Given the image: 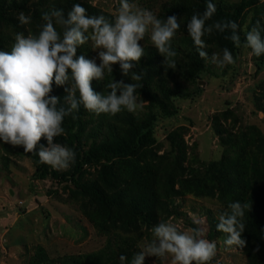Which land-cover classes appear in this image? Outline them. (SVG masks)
I'll return each mask as SVG.
<instances>
[{"label":"rangeland","instance_id":"1","mask_svg":"<svg viewBox=\"0 0 264 264\" xmlns=\"http://www.w3.org/2000/svg\"><path fill=\"white\" fill-rule=\"evenodd\" d=\"M83 1L98 11L107 13L110 20L119 7V0ZM176 1H186L188 4L196 2L133 0L161 19L171 15L169 9L173 8ZM239 1L213 0L225 8H233ZM64 3L65 0H28L29 11H11L13 20L0 23V31L7 37L0 42V49L10 50L18 32L27 35L38 31L42 20L41 17H35L31 10ZM20 11L32 17L30 24L19 23L17 15ZM193 14L194 12L181 13L179 16L175 14L180 23V28L171 41V44L178 46L172 48L176 55L171 58L176 68L167 67L165 58L159 52L155 54L157 59H154L156 63L160 62L157 64L160 69L159 73L153 75V89L160 96H163L160 90L162 83L173 90L165 101L176 113L160 116L155 121L154 143L127 160H114V175L109 182L111 185L108 186L104 179L101 163L86 165L83 174L84 181H95L108 194H112L131 186L129 165H137L149 175L152 187L162 200V207H155L154 219L143 220L138 216L127 218L123 211L117 213L115 207H102L70 182L59 183L49 176L36 179L33 176L35 165L32 158L21 147L0 142V264H61L62 258L71 255L91 256L90 254L100 251L113 233L138 236V244L141 246L152 239L151 229L161 221H171L180 229L187 230L198 226L193 223L194 220H204L205 223L200 226L206 228L205 238L217 242V254L211 264H247L242 248L225 246L223 240L226 235L210 225L207 209L212 214L216 213L222 204L218 197L211 192L202 191L191 182L182 184L180 180L203 173V163L218 162L224 155L225 149L215 126L238 136L246 133L252 138L254 130L264 136V112L255 107L257 97L264 98V55L256 57L250 54V49L243 47L244 31L250 30L257 21H260L264 37V0L245 10L239 18V32L243 38L241 47H235L231 51L235 64L220 69L210 61L203 60V68L189 77L185 71L189 57L196 48L186 25ZM181 40L186 44L180 43ZM204 40L209 57L213 53L222 55L223 48L215 39L214 32L206 35ZM140 43L144 46V58L149 57L151 49L154 52L157 50L148 34ZM80 54L87 58L97 56L91 42L78 48L77 55ZM97 63H100L98 59ZM113 71H120L118 64L113 65ZM113 80L120 79L105 70L102 81H93L95 91L107 94L109 89L106 85ZM136 93L145 101L143 110L137 113L122 110L115 115H97L82 109L79 114V135L86 145L110 137L112 130L123 133L129 127L128 118L144 119L151 113H156L157 108H154L149 98L141 92ZM172 133L175 135V143L170 138ZM55 139L64 144L59 136ZM167 182L170 183L169 187ZM146 261L148 264H170V259L148 257Z\"/></svg>","mask_w":264,"mask_h":264},{"label":"clouds","instance_id":"2","mask_svg":"<svg viewBox=\"0 0 264 264\" xmlns=\"http://www.w3.org/2000/svg\"><path fill=\"white\" fill-rule=\"evenodd\" d=\"M216 11V3L206 0L203 13H194L186 28L199 57L223 69L235 64L232 52L225 47L222 55L213 53L209 57L204 37L214 31L230 33L225 39L240 48V25L227 19L208 23ZM17 19L21 25L32 22V17L23 11ZM41 20L36 33L18 32L10 50L0 49V142L38 155L40 163L53 169L65 170L76 162L77 156L72 148L55 139L65 133V117L78 112L81 106L97 115H115L122 110L137 113L145 104L136 93L141 84L113 80L106 85L109 91L105 94L96 92L92 81H102L105 70L113 73L116 64L122 76L131 73V81H140L141 74L132 70L145 55L140 42L146 34L165 58V65L175 69L171 58L176 52L171 41L180 23L175 14L161 19L133 0H119L112 20L103 14H88L80 3L73 4L66 15L62 8H51L42 13ZM89 42L97 56L77 55L78 48ZM243 47L256 57L264 55L260 21L244 31ZM54 85L64 88L63 104L61 97L53 94ZM246 208V203L231 201L216 217V230L226 234L225 246L246 247L247 241L242 238ZM193 223L198 226L187 230L171 221L156 224L151 229L152 239L139 246L130 264H145L148 257L170 259V264H211L217 254V242L205 238L206 228L200 226L204 220ZM120 261L129 264L124 255Z\"/></svg>","mask_w":264,"mask_h":264},{"label":"trees","instance_id":"3","mask_svg":"<svg viewBox=\"0 0 264 264\" xmlns=\"http://www.w3.org/2000/svg\"><path fill=\"white\" fill-rule=\"evenodd\" d=\"M262 0H240L233 8H225L216 4L217 11L212 20L219 21L223 19L239 21L242 13L248 8L257 5ZM80 3L84 6L88 14L100 15L103 14L107 18L109 15L100 12L91 5L86 4L83 0H65L63 5L53 4L50 7H44L40 10L34 8L31 10L35 17L40 18L42 13L51 8H62L67 14V10L73 4ZM215 3V2H214ZM28 0H0V23L4 20L12 21L11 11L23 10L29 11ZM169 9L171 15L181 13L190 14L191 12L203 13L206 8V0H196L192 4L186 1H176ZM33 8V7H31ZM240 34V32H239ZM230 33H219L214 31L215 39H217L224 49L227 47L233 51L235 45L225 36ZM241 37V35H240ZM0 31V42L6 39ZM243 37H241L242 40ZM180 43L186 44L181 40ZM172 48H178L172 44ZM194 48V46H193ZM155 52L151 49L149 57H142L136 67L132 70L141 74L140 81H131V73L128 77L122 76L120 71H113L117 79L124 80L126 83L141 84V88L136 91L141 92L150 103L157 108L156 113H151L147 118L134 119L128 118L129 127L123 133L112 130L110 137L101 138L97 142H91L86 145L85 140L80 138L79 132L81 129L79 114L83 106L78 112L73 115L65 117L63 127L65 133L59 138L61 141L72 148L76 153V162L65 171L56 170L47 164L39 162L38 155L34 153H26L29 155L35 165L33 176L36 179H44L51 177L56 182H70L76 189L90 196L99 205L106 206V208H117V213L123 211L126 217H140L141 219H154L155 207L160 205L162 207V200L158 196L157 191L152 187L149 175L146 174L137 165L129 167L130 170V184L129 188L108 194L105 189L95 181H84L83 174L85 173V166L92 163H101L102 174L107 182L111 185V177L113 174L114 160H127L128 158L136 156L141 149L154 143L153 135L154 123L160 116H171L176 113L174 108L169 107L165 99L173 93L165 83L160 84V90L163 96H160L155 89H153L152 82L154 74L159 73V65L157 66L154 59H157ZM203 68V59H201L195 50L189 57L186 68V75L193 77L199 70ZM112 74V73H110ZM94 81V80H93ZM92 81V87L94 83ZM160 83V79L158 80ZM54 95L61 97L64 95L63 87H56L54 85ZM255 107L259 111L264 112V98L257 97ZM112 129V126H108ZM215 130L220 138L221 144L224 146L225 153L218 161H211L208 164L203 163V173H197L192 178H183L180 183L185 184L191 182L205 192L211 194L220 200L222 203L217 209L216 213L207 209V214L210 217V225L216 230V217L227 209V205L231 201H240L242 204L246 203L248 208L245 209L243 223L245 224V231L242 238L247 241L246 247L241 250L244 252L247 264H264V136L254 130L252 138L248 137L246 133L238 136L234 132L225 131L220 126H215ZM170 138L174 140V133L170 134ZM42 143L46 141L42 139ZM23 150V148H22ZM24 151V150H23ZM199 174V175H198ZM168 187L170 183L167 182ZM172 186V184H171ZM128 191V192H127ZM224 234V233H221ZM226 235V234H224ZM138 236L126 235L122 233H113L106 244L96 253L71 255L60 260L61 264H121L120 256L124 255L128 258L129 264L132 256L139 251ZM145 264H148L145 260Z\"/></svg>","mask_w":264,"mask_h":264}]
</instances>
